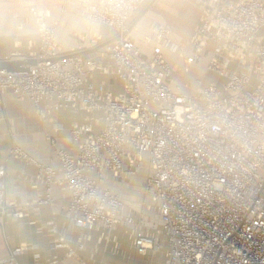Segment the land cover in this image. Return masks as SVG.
Returning a JSON list of instances; mask_svg holds the SVG:
<instances>
[{"label": "built area", "instance_id": "obj_1", "mask_svg": "<svg viewBox=\"0 0 264 264\" xmlns=\"http://www.w3.org/2000/svg\"><path fill=\"white\" fill-rule=\"evenodd\" d=\"M66 1L114 33L99 46L87 39L84 50L63 52L59 21L30 7L38 49L3 59L35 63L28 70L0 69V94L10 90L29 99L39 117H49L55 149L43 162L17 144L10 147L11 156L36 167L44 189L22 203L8 202L0 191V224L3 213L19 218L53 206L58 187L66 218L43 227L52 247H67L66 256H77L69 245L74 228L78 249L99 228L105 245L114 241L118 250L113 231L123 225L135 252H161L164 264H264V0H195L192 49L173 38L170 25L154 23L144 39L152 43L150 54L127 26L145 0ZM166 51L183 59L185 74L205 56L216 78L175 80ZM59 109L80 116L68 128L72 149L58 144L63 125L50 115ZM141 173L152 200L148 215L111 188ZM27 248L19 244L0 264H18L16 255Z\"/></svg>", "mask_w": 264, "mask_h": 264}, {"label": "crops", "instance_id": "obj_2", "mask_svg": "<svg viewBox=\"0 0 264 264\" xmlns=\"http://www.w3.org/2000/svg\"><path fill=\"white\" fill-rule=\"evenodd\" d=\"M31 6L48 10V19L59 21L57 37L63 52H68L78 45L83 46L80 50H84L87 39L95 41L99 46L108 41L114 33L107 26L98 25L86 17L77 15L75 7L66 0H0V58L15 51L28 54L38 49L40 36L37 23L29 10ZM198 15L199 3L195 0H145L132 13L127 26L143 53L150 54L152 43H146L144 39L154 23L170 25L173 38L177 41L183 43V39H189L185 46L190 51V38L198 22ZM260 32L264 33V27ZM166 55L173 63V77L181 81L184 79V71L179 65L178 55L169 51H166ZM194 66L197 68V65ZM197 72L199 70L192 71L191 76L197 77ZM50 116L56 117L63 125V129L57 133L58 144L74 148L68 128L72 121L80 120V116H74L63 109L53 111ZM54 134L51 119L39 117L29 99L19 98L10 90L0 94V156L1 163H4V173L0 176V191L8 202L30 201L41 195L44 189L43 183L36 177V167L11 156L10 147L17 144L37 159L47 162L54 155L55 147L50 142V136ZM52 194L56 201L53 206L40 205L38 211H31L29 215L25 214L19 218L6 216L0 224V257L19 244L28 245V248L16 255L18 264H81V261L85 264H101L102 261L112 264H154L155 255L162 254H149L152 255L150 258L148 254L135 252L128 229L118 225L113 231V237L120 243V249L113 247L114 241L105 245L104 240L100 238L99 228L93 229L90 238L85 241L84 248L78 249L76 238L79 230L74 228L69 245L76 250L77 256H66L67 247H52L47 228L43 227L44 223L51 220L60 226L66 218L62 210L65 199H61L60 189L55 187Z\"/></svg>", "mask_w": 264, "mask_h": 264}, {"label": "rangeland", "instance_id": "obj_3", "mask_svg": "<svg viewBox=\"0 0 264 264\" xmlns=\"http://www.w3.org/2000/svg\"><path fill=\"white\" fill-rule=\"evenodd\" d=\"M188 42H189V39L188 40L183 39L184 45H187ZM184 48L186 50V46ZM209 49H210V47L207 48L206 54L208 53ZM177 58L179 59L178 60L180 63L179 65L181 66L182 71H184L183 59L178 57V56H177ZM205 64H206V57L203 56L200 61L189 65L188 75L183 72V77L184 78L188 77L189 78L188 80L190 82H193L196 79L201 78V82L203 84L205 83L206 80H209L210 78H216L215 74H212L211 72L206 70ZM193 65H197V68L195 66L193 67ZM194 70H199V72H197V74H198L197 77L191 76V72ZM143 175L144 174L141 173V174H139L135 177H132L130 179H127L123 182L116 181L115 183L111 184V188L113 190L121 192V194H122L121 196H123L122 197L123 199L125 198L124 200H125L127 206H130L133 210H139L140 209L141 213L143 215H148L149 212L146 209V205L151 203L152 200H151L149 195H146L147 194L145 192L146 188H145V186L143 184V180H142ZM149 254H151V253H149ZM149 254L147 256L151 258L152 255L150 256ZM153 261H154V264H163V261H164L163 254H156L155 260H153Z\"/></svg>", "mask_w": 264, "mask_h": 264}, {"label": "water", "instance_id": "obj_4", "mask_svg": "<svg viewBox=\"0 0 264 264\" xmlns=\"http://www.w3.org/2000/svg\"><path fill=\"white\" fill-rule=\"evenodd\" d=\"M34 63H35V59L29 57L10 58V59L0 58V69H6L10 71L28 70L29 66ZM1 211H2V206H0V213ZM3 219H6L5 213H3Z\"/></svg>", "mask_w": 264, "mask_h": 264}]
</instances>
